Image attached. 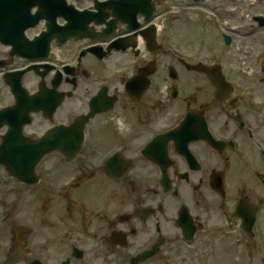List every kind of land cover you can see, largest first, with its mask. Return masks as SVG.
Returning <instances> with one entry per match:
<instances>
[{"label": "rangeland", "instance_id": "obj_1", "mask_svg": "<svg viewBox=\"0 0 264 264\" xmlns=\"http://www.w3.org/2000/svg\"><path fill=\"white\" fill-rule=\"evenodd\" d=\"M1 224H2V222H1ZM1 264V263H0Z\"/></svg>", "mask_w": 264, "mask_h": 264}]
</instances>
